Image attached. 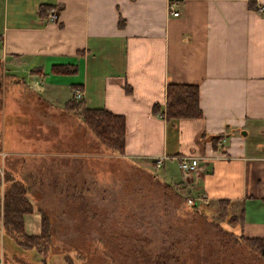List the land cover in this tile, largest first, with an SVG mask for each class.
<instances>
[{"label":"crops","instance_id":"0c3cea01","mask_svg":"<svg viewBox=\"0 0 264 264\" xmlns=\"http://www.w3.org/2000/svg\"><path fill=\"white\" fill-rule=\"evenodd\" d=\"M168 83L196 86L199 117L165 120ZM72 97L123 116L120 157L154 168L162 155V181L197 206L242 203L237 233L264 236V0H0V156L28 195L25 157L68 169L113 155L66 109ZM183 155L198 159L186 173ZM22 219L39 233L37 207Z\"/></svg>","mask_w":264,"mask_h":264},{"label":"rangeland","instance_id":"374dc122","mask_svg":"<svg viewBox=\"0 0 264 264\" xmlns=\"http://www.w3.org/2000/svg\"><path fill=\"white\" fill-rule=\"evenodd\" d=\"M98 153L87 160L77 157L68 169L58 157L12 161L33 171L25 179L33 193L25 196L47 220L49 248L46 256L35 250L18 256L21 250L0 226V264L4 258L17 264H264L256 252L226 234H239L238 222L228 221L238 206L227 203L222 218L216 201L208 208L195 204L197 212H192L189 193L172 186L182 194L178 196L164 188L159 170L148 162ZM4 156L0 180L8 160ZM17 176L13 179L27 193Z\"/></svg>","mask_w":264,"mask_h":264},{"label":"trees","instance_id":"16d2710c","mask_svg":"<svg viewBox=\"0 0 264 264\" xmlns=\"http://www.w3.org/2000/svg\"><path fill=\"white\" fill-rule=\"evenodd\" d=\"M65 107L70 111L79 109L81 121L91 130L98 141L113 154H123L124 118L122 115L112 114L103 107H87L73 97L65 103ZM158 110H160L159 106L153 104L152 113H159ZM160 112L166 121L181 117H199L201 112L197 104L196 86L168 83L165 88L164 106ZM219 138V135H215L211 136L210 140L215 144ZM163 184L164 188L172 189L175 195H182L172 185ZM1 185L3 189L0 192V226L3 229V234L10 238L21 251L35 250L46 256L49 248V227L45 216L43 214L40 216L38 234L24 233L22 216L33 211L32 205L25 196V186L5 172L1 173L0 187ZM216 203L219 206L217 215L222 218L227 211L228 201L219 199ZM189 209L192 212H197L194 204L190 205ZM242 217L243 204L239 203L236 213H230L228 221L234 225L241 221ZM226 234H229L234 242L245 244L264 260V236L235 235L229 231H226ZM45 259V257L41 259L42 263L45 262Z\"/></svg>","mask_w":264,"mask_h":264},{"label":"built area","instance_id":"2783aa9c","mask_svg":"<svg viewBox=\"0 0 264 264\" xmlns=\"http://www.w3.org/2000/svg\"><path fill=\"white\" fill-rule=\"evenodd\" d=\"M169 14L172 15V16H176L178 15V11L176 9L173 8L172 5L169 4ZM48 18L50 20H53L55 19L56 15H55V12L54 11H51L47 14ZM80 96V93L78 91H74V97H79ZM219 143V142H218ZM191 156H188V155H183L181 157H179V161H178V166L179 168L181 169L182 172H189L191 171L192 169H194L197 165H198V159L197 158H193ZM163 160V156H157L154 158V163H153V166L154 168H157L160 166L161 162ZM187 202L188 203H193V200L188 198L187 199Z\"/></svg>","mask_w":264,"mask_h":264},{"label":"water","instance_id":"95a60500","mask_svg":"<svg viewBox=\"0 0 264 264\" xmlns=\"http://www.w3.org/2000/svg\"><path fill=\"white\" fill-rule=\"evenodd\" d=\"M242 133H244V131H242Z\"/></svg>","mask_w":264,"mask_h":264}]
</instances>
